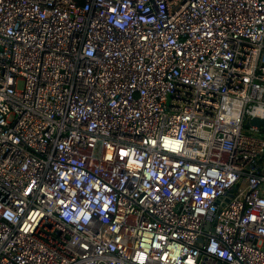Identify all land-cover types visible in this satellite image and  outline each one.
Listing matches in <instances>:
<instances>
[{
    "label": "built area",
    "instance_id": "built-area-1",
    "mask_svg": "<svg viewBox=\"0 0 264 264\" xmlns=\"http://www.w3.org/2000/svg\"><path fill=\"white\" fill-rule=\"evenodd\" d=\"M255 116L264 0H0V264H264Z\"/></svg>",
    "mask_w": 264,
    "mask_h": 264
},
{
    "label": "water",
    "instance_id": "water-1",
    "mask_svg": "<svg viewBox=\"0 0 264 264\" xmlns=\"http://www.w3.org/2000/svg\"><path fill=\"white\" fill-rule=\"evenodd\" d=\"M245 127H256L258 130L264 132V118L261 117H250L245 123ZM234 189V188H233ZM230 196H232L230 194ZM209 227V223L205 224L204 230L207 231ZM199 241H202V238L199 239Z\"/></svg>",
    "mask_w": 264,
    "mask_h": 264
},
{
    "label": "rangeland",
    "instance_id": "rangeland-1",
    "mask_svg": "<svg viewBox=\"0 0 264 264\" xmlns=\"http://www.w3.org/2000/svg\"><path fill=\"white\" fill-rule=\"evenodd\" d=\"M23 81L21 79H18L16 82V88L20 90L22 88Z\"/></svg>",
    "mask_w": 264,
    "mask_h": 264
}]
</instances>
